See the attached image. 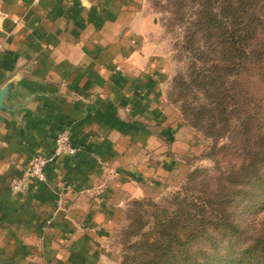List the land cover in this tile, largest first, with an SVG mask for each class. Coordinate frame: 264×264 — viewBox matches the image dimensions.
<instances>
[{"label": "crops", "instance_id": "crops-1", "mask_svg": "<svg viewBox=\"0 0 264 264\" xmlns=\"http://www.w3.org/2000/svg\"><path fill=\"white\" fill-rule=\"evenodd\" d=\"M148 22L134 0H0V264H110L127 203L193 149L163 103ZM63 127L77 152L12 191Z\"/></svg>", "mask_w": 264, "mask_h": 264}, {"label": "trees", "instance_id": "trees-1", "mask_svg": "<svg viewBox=\"0 0 264 264\" xmlns=\"http://www.w3.org/2000/svg\"><path fill=\"white\" fill-rule=\"evenodd\" d=\"M171 9L202 99L182 112L218 162L121 264H264V216L255 218L264 211V0H171Z\"/></svg>", "mask_w": 264, "mask_h": 264}, {"label": "rangeland", "instance_id": "rangeland-1", "mask_svg": "<svg viewBox=\"0 0 264 264\" xmlns=\"http://www.w3.org/2000/svg\"><path fill=\"white\" fill-rule=\"evenodd\" d=\"M134 1L136 6L149 17L148 25L151 28L143 37L148 44L150 50L148 52L155 53L161 61L159 69L163 103L179 123L191 132L193 149L186 155L177 157L178 163L171 166L164 176L159 177L149 197L132 199L127 203L125 207L127 214L107 241L110 264H121L131 258L137 244L157 230L160 220L170 215L171 209L174 208L172 204L174 198L191 192L196 193L204 184V174L215 172L218 162L217 156L208 155L213 143L212 139L193 127L191 118L182 112L183 107L188 103L196 106L193 108H197L202 99L194 85H190L193 80L190 76L191 54L185 46L190 45L191 42L186 41L185 28L179 26L176 21L172 22L174 9H171V0ZM151 18L152 23H150ZM201 61L202 57L195 59L196 69L202 66ZM196 69L193 71L196 72ZM222 141L219 140L217 145ZM133 200L138 204L130 206ZM263 216L264 211L255 218Z\"/></svg>", "mask_w": 264, "mask_h": 264}, {"label": "built area", "instance_id": "built-area-1", "mask_svg": "<svg viewBox=\"0 0 264 264\" xmlns=\"http://www.w3.org/2000/svg\"><path fill=\"white\" fill-rule=\"evenodd\" d=\"M77 152L69 138V131L67 127L59 129L53 138V148L48 154L34 153L30 156L29 162L22 169L21 178L10 181V188L12 191L19 189L21 181L27 179H34L36 181H45V167L52 163L58 156H72ZM48 222V221H47ZM46 222V223H47Z\"/></svg>", "mask_w": 264, "mask_h": 264}, {"label": "water", "instance_id": "water-1", "mask_svg": "<svg viewBox=\"0 0 264 264\" xmlns=\"http://www.w3.org/2000/svg\"><path fill=\"white\" fill-rule=\"evenodd\" d=\"M11 88V82H7L0 87V111H12V109H10L11 107L4 102V99L9 95Z\"/></svg>", "mask_w": 264, "mask_h": 264}]
</instances>
